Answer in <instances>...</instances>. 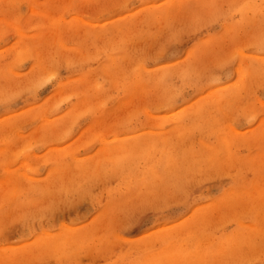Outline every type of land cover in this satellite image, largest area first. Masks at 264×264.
Returning a JSON list of instances; mask_svg holds the SVG:
<instances>
[{"label": "rangeland", "instance_id": "obj_1", "mask_svg": "<svg viewBox=\"0 0 264 264\" xmlns=\"http://www.w3.org/2000/svg\"><path fill=\"white\" fill-rule=\"evenodd\" d=\"M0 264H264V0H0Z\"/></svg>", "mask_w": 264, "mask_h": 264}, {"label": "bare ground", "instance_id": "obj_2", "mask_svg": "<svg viewBox=\"0 0 264 264\" xmlns=\"http://www.w3.org/2000/svg\"><path fill=\"white\" fill-rule=\"evenodd\" d=\"M119 149V148H118ZM123 151V150H122Z\"/></svg>", "mask_w": 264, "mask_h": 264}]
</instances>
